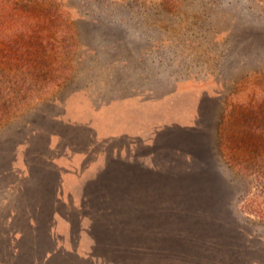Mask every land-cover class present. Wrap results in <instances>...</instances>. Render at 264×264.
<instances>
[{"label": "rangeland", "instance_id": "obj_1", "mask_svg": "<svg viewBox=\"0 0 264 264\" xmlns=\"http://www.w3.org/2000/svg\"><path fill=\"white\" fill-rule=\"evenodd\" d=\"M68 4L102 16L92 23L100 35L139 36L91 41L81 21L82 39L98 49L62 101L0 122V224L11 213L38 216L42 251H57L50 264L62 254L70 264H264V186L252 142H241L264 117V0H187L172 17L148 8L154 18L140 17L137 3ZM116 57L162 99L100 115L92 93L101 62ZM45 108L59 121L42 120ZM224 128L229 151L219 145ZM12 139L21 143L14 150Z\"/></svg>", "mask_w": 264, "mask_h": 264}, {"label": "trees", "instance_id": "obj_2", "mask_svg": "<svg viewBox=\"0 0 264 264\" xmlns=\"http://www.w3.org/2000/svg\"><path fill=\"white\" fill-rule=\"evenodd\" d=\"M70 1L0 0V122H12L14 125L15 121L20 119V117H28L36 105L43 104V107L46 104L57 105L58 102L62 101V98L59 97L60 93L67 90L75 82L77 75L81 71L80 68H85L84 62H89L85 59L86 53L95 54L98 49V47L90 44L89 39H82V31L79 30V23L81 21H85L90 25L91 29H88L86 36H92L91 41L100 39L102 43L109 42L108 40L111 35L115 36L119 41H127L126 39L130 36H139L129 33L125 35L113 33H108L109 36H103L105 33L100 35L102 34L101 29L98 26L95 29L92 23L103 20L102 16L91 17L88 14H83L81 7L69 5L68 2L70 3ZM92 1L102 2L106 0ZM107 1H122L129 5L135 3L143 5L142 8H138L141 10L138 11V15L140 17L154 18V16L160 17L159 13L156 12L154 15H149L147 13L148 8L154 11L156 9L162 10L167 16L172 17V15H177L180 5L184 4L187 0ZM215 1L218 4H222L224 0H213V2ZM140 17L136 18L140 19ZM128 18L131 19L125 15H119L116 19L123 21L128 20ZM136 18L134 17V19ZM214 31L215 29L211 30L212 33ZM107 45L101 44V47H109L110 50L115 48L111 44ZM83 51L85 52L84 57L77 54ZM145 53H148V50H145ZM132 61L138 63L140 59L138 61L132 59ZM135 63L132 64L135 65ZM129 64L130 61L122 57H116L113 60L111 58L103 59L101 62L102 70L100 68L99 74L102 73L105 76L102 77L100 74L99 80L101 85L99 91H93V96L99 97L105 94L108 91V86H113L109 88H115L117 81L128 82L126 80H129V78L136 74L142 77L143 73L141 71L135 72V74H132V71H128L130 67H125V65ZM105 67H108L109 71H106L107 68L105 69ZM115 67L120 70H116ZM142 69L144 70L146 67L143 66ZM161 72H163V69ZM165 80L169 83L172 82L168 76L165 77ZM120 83L123 84V82ZM82 89L87 90L86 87H83L76 91L80 92ZM88 92L90 93V91ZM51 113V110L48 108L41 109L39 112L42 120L48 121V119H51V121H59L58 116ZM225 130L226 128L221 131L219 145L221 149L225 146L226 151H229L230 148L225 143L228 136ZM17 131L22 132V129L18 127ZM34 131L38 132L37 130ZM24 133L27 140L30 133ZM247 133L244 132V139L241 142H246L247 144L252 142L254 147L252 151L253 160L257 164L254 175L255 179L260 181V187H263L264 117L260 120L257 131L255 134H252V137L250 134L247 135ZM52 134L48 135L49 142L53 136ZM0 135L2 134L0 133ZM213 139L211 136V140ZM1 143L3 142L0 141ZM10 144L13 146V150L21 145V143L14 139L11 140ZM213 156L215 159H219L220 155L215 153ZM203 162L206 166L209 165L207 162ZM210 167L213 169L214 165L210 163ZM214 175L220 177L218 173H214ZM220 178L226 177L221 176ZM252 196L255 197V195ZM54 206L55 204L52 203L51 208L49 207L46 213L44 212L43 205L36 206L35 208L38 213H45L52 219V215L55 214V210L52 209ZM52 210L54 211L52 212ZM27 215L28 217L26 218L21 216L16 217L11 213L4 223L0 224L2 227L0 229V264H50L56 254L57 251L52 247L51 249L49 247L42 251V243L38 242L39 235L43 229L38 226L40 220L37 219L38 216L36 219H33L34 217L30 214ZM29 251H34V253L38 254L33 255V257L28 255ZM52 264L70 263L62 254V259L57 262L54 260Z\"/></svg>", "mask_w": 264, "mask_h": 264}, {"label": "crops", "instance_id": "obj_3", "mask_svg": "<svg viewBox=\"0 0 264 264\" xmlns=\"http://www.w3.org/2000/svg\"><path fill=\"white\" fill-rule=\"evenodd\" d=\"M129 80H126L128 82L120 81L123 82L121 86L119 83H117V85L119 84L118 86H120L119 89H117L116 84V86L114 85L115 88H109L113 86H108V91L105 94L99 97H92V101H100L99 108H97L100 115H103L105 110L114 106V104L118 105L129 101H159L162 99V95L158 96V92L152 87H149L148 85L146 87H139L142 82V78L139 76V74L134 75L133 77L129 78ZM123 85H126L127 87H124ZM79 94L81 93L77 92V95ZM94 128L98 130V133H100L98 128Z\"/></svg>", "mask_w": 264, "mask_h": 264}]
</instances>
